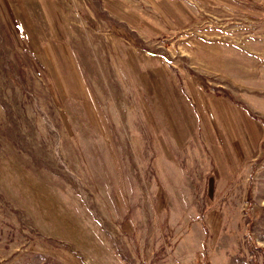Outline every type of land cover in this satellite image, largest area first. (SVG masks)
Here are the masks:
<instances>
[{
    "label": "rangeland",
    "instance_id": "rangeland-1",
    "mask_svg": "<svg viewBox=\"0 0 264 264\" xmlns=\"http://www.w3.org/2000/svg\"><path fill=\"white\" fill-rule=\"evenodd\" d=\"M0 264H264V0H0Z\"/></svg>",
    "mask_w": 264,
    "mask_h": 264
},
{
    "label": "crops",
    "instance_id": "crops-1",
    "mask_svg": "<svg viewBox=\"0 0 264 264\" xmlns=\"http://www.w3.org/2000/svg\"><path fill=\"white\" fill-rule=\"evenodd\" d=\"M222 127H223V130L224 132L227 134L232 132V133H235V128L232 126L231 122L230 121H227V113H225L223 115V118H222Z\"/></svg>",
    "mask_w": 264,
    "mask_h": 264
}]
</instances>
